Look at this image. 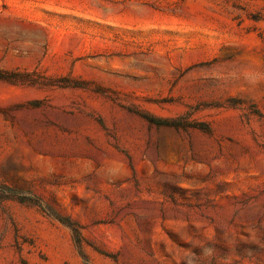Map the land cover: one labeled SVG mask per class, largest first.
Segmentation results:
<instances>
[{
  "label": "rangeland",
  "instance_id": "rangeland-1",
  "mask_svg": "<svg viewBox=\"0 0 264 264\" xmlns=\"http://www.w3.org/2000/svg\"><path fill=\"white\" fill-rule=\"evenodd\" d=\"M0 72V264H264V0H0Z\"/></svg>",
  "mask_w": 264,
  "mask_h": 264
},
{
  "label": "trees",
  "instance_id": "trees-1",
  "mask_svg": "<svg viewBox=\"0 0 264 264\" xmlns=\"http://www.w3.org/2000/svg\"><path fill=\"white\" fill-rule=\"evenodd\" d=\"M19 76H20V74H7V73L0 72V79L8 81V82H13V81L17 80ZM145 117L148 121H150L156 125H166V126H179V125H181V124H178V122L161 120L158 118H152V117H148V116H145ZM192 125L194 127L200 128L202 130L207 131V129H208L205 124H192ZM34 203H35L34 205H37L46 214L57 219L58 221L62 222L63 224H65L67 227H69L71 229L72 234H73V238H74V242H75L76 246L79 248L80 252L83 253L84 238L81 234L80 228L76 224L70 222L68 219L60 217L51 208L43 206V204H41L40 202H34ZM83 257H84L86 263L89 264L88 261L86 260L85 256H83Z\"/></svg>",
  "mask_w": 264,
  "mask_h": 264
}]
</instances>
